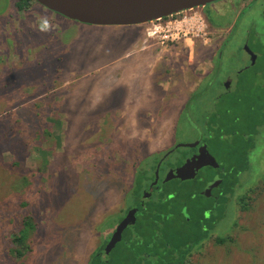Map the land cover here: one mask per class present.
I'll list each match as a JSON object with an SVG mask.
<instances>
[{"label": "rangeland", "instance_id": "374dc122", "mask_svg": "<svg viewBox=\"0 0 264 264\" xmlns=\"http://www.w3.org/2000/svg\"><path fill=\"white\" fill-rule=\"evenodd\" d=\"M259 2L224 0L185 11L161 19L164 28L150 36V23L95 27L37 2L21 10L18 0H0V264H92L97 252L110 264H138L143 248L108 256L105 237L143 202L166 158L161 169H169L176 150L171 159L167 152L200 139L225 170L224 209H213L214 181L199 176L183 184V203L150 201L140 219L147 223L129 227L123 240L141 234L145 244L155 243L148 248L154 256L164 253L158 244L167 238L174 259L188 252L182 264H264ZM184 18L188 23H179ZM44 19L48 31L40 30ZM122 71L130 81L114 89ZM228 75L231 90L223 86ZM184 217H201L197 237L184 235L183 224L193 225ZM21 232L24 239L15 241Z\"/></svg>", "mask_w": 264, "mask_h": 264}, {"label": "water", "instance_id": "95a60500", "mask_svg": "<svg viewBox=\"0 0 264 264\" xmlns=\"http://www.w3.org/2000/svg\"><path fill=\"white\" fill-rule=\"evenodd\" d=\"M47 10L56 13L69 20L95 27H133L145 25L150 22L159 21L183 13L185 11L194 10L196 8H204L219 0H34ZM245 51L252 58L254 53L248 45H245ZM226 88L229 89L230 80L226 82ZM194 148L196 144L183 145L186 148ZM208 160L205 162H197L194 157L187 160L183 166L175 170H171L165 177L163 183L171 182L175 179L189 180L194 179L197 171L203 167H220L215 158L210 155L207 146L203 147ZM196 162V164H193ZM162 163V162H161ZM161 163L157 166L155 176L157 184ZM193 164V165H192ZM196 167V168H195ZM203 178L208 179L207 173H202ZM205 192V191H204ZM203 194V193H202ZM203 195H206L203 194ZM138 209L129 211L127 216L117 226V230L106 245V254L109 255L116 246L123 240V232L128 226H134L137 222L139 213Z\"/></svg>", "mask_w": 264, "mask_h": 264}, {"label": "trees", "instance_id": "16d2710c", "mask_svg": "<svg viewBox=\"0 0 264 264\" xmlns=\"http://www.w3.org/2000/svg\"><path fill=\"white\" fill-rule=\"evenodd\" d=\"M33 2H35V1L34 0H18L17 6L19 7V9L25 10L28 7H30ZM244 141H245V139H244ZM222 177H224V176H222ZM154 179H155V174H154ZM212 179H213V181H215L214 174L213 175H210V177L208 176V180L207 181L208 182H211ZM216 179H219V177L216 176ZM187 182H193L194 183L195 181H187ZM184 183H186V182H181L180 180L177 182L175 180V182L171 181V182H168V183H161V184H159V186L161 187L160 189H158V188L153 189V191H154L155 194H153L151 198L146 197L148 199V201L147 202L144 201L143 202L144 203L143 207H140V213H139L137 222H136L135 226H133V228L134 229H137L138 226L145 225L147 223V220H145V218L142 219V220H140V219H141V216L143 215V210L146 208V206L148 205V203L150 201L158 202L157 206H160L161 203H163V202L172 205V204L175 203L176 200H179L181 203H183V201L185 200V198L184 197H181V195L185 191L181 193V189H182ZM196 183H197V181H196ZM205 183H206V181H205ZM136 184L137 183H135V185L133 187V190L135 189ZM171 185H172V187H171ZM221 190L222 191L226 190V187L225 188H222ZM213 201H214L213 209H216V210L218 208L224 209L225 205H224L223 202L218 203L219 201L216 200L215 198H213ZM185 202H187V199H186ZM137 205H138V203H136L132 207L137 206ZM187 205H189V204H187ZM157 206H155V207H157ZM162 207H166V206L165 205H162ZM183 208H185L184 205H183ZM201 208H202V205L199 204V203H197L196 206H195L194 211L197 214H199V210ZM141 209H142V211H141ZM205 209L208 210V207H204L203 208L204 211H206ZM225 214H226V210H225ZM170 216H172V215H170ZM166 219L167 218H164V220H166ZM200 219H201V217L198 218L196 221H194V223H192L191 221H189L187 219V217H184L183 220H184L185 223L193 224L191 228H189L188 226H186L185 224H183V229L182 228H180V229H182L184 231V235H186L188 238H193L194 236L197 237V235H196L197 234V230L200 228V224H201L200 223ZM112 220H114V217L113 218L110 217L108 222L111 223ZM220 221H219V223H220ZM202 229H206V228H202ZM214 229L216 230L217 228H214ZM205 231H209L210 232L211 231L210 227H208V229H206ZM21 234H22L21 237H19L17 239H14V240L17 241V242L22 241L24 239V233L21 232ZM140 235L141 234H138V235H136L134 237V239L137 240V241L135 240L136 242L133 241L132 239H131L132 241L131 240H123L121 243H119L117 245L116 249L113 250V252H117V253H119L122 256H126L127 254H129L131 252L138 253V251H139L138 248H143V250L139 254V256L136 257V259L138 260L137 261L138 264H166L168 261H171L172 263H177V264H179V263L182 264L183 262L186 263V259H187V256H188V252H184L181 255L180 259H178V260H176V259L173 258L174 254L172 253V251L170 253H167L169 249H172V245L167 240V238L164 241H162V242H160L158 244V247L160 245L161 246V249L164 250V253H162V255H156L155 254L154 256H152L151 253L149 252V249L148 248L154 247V244L155 243L148 244V245L145 244L142 240H140V238H141ZM194 242H196V240H194ZM121 246H125V247L119 251V248ZM182 248L185 250V248H186V242L183 243ZM166 250H167V252H166ZM102 251H103V249L100 250V252H102ZM98 253L99 252L93 254V256H92V264L96 260H98V259H101V260L104 261V259H102L101 255H98ZM108 262H106V263L104 262V264H107ZM108 264H110V262Z\"/></svg>", "mask_w": 264, "mask_h": 264}, {"label": "flooded vegetation", "instance_id": "af4514ba", "mask_svg": "<svg viewBox=\"0 0 264 264\" xmlns=\"http://www.w3.org/2000/svg\"><path fill=\"white\" fill-rule=\"evenodd\" d=\"M221 1H224V0H219V1L215 2V3H213V4H210L211 7H209V8L214 7L217 3L221 2ZM260 3H264V0H261V2H259L257 5H260ZM257 5H256V6H257ZM256 6L254 5V9H255ZM207 20H208V22H209V16H208ZM249 40H250V39H248L247 42H246V45H248V46H249V44H248ZM215 63H216V62H215ZM215 63H214V66H213V71L210 72L208 76H210L211 74H213L214 71L216 70V68H215ZM227 80H230V84H229V89H226V90H231L232 85H233V80H232V77H231V76L228 75L226 79L223 78V86H224V88L226 87V85H227V84H226ZM220 82H221V81H220ZM206 83H207V82H206ZM199 86H200V85H199ZM197 91H198V89L196 90V92H194V95L197 93ZM194 141H197V142L194 143ZM194 141L191 142V143L182 144V145H180V147L175 145L176 148H175V146H174L172 150H169V152H167V154L165 155V157H166L168 154H170L169 159H171V158H172V156H171L172 152L176 150V152L173 153V155H175V160H173V161H172V160L169 161V164H168V165H170V167H169V169H168L167 171L161 169V167H160V172H159V176H158L159 179L157 180V184H154L155 181H156V176H155L154 181L151 183V189H150L148 192H144V195H143L144 198H142L143 202L146 201V199H147L146 197L151 198L152 195L155 194L154 191H153V189H155V188L160 189V188H161V187L159 186V184L163 183L165 177L169 174V172H171V170H175V169H177L178 167L183 166L187 160H191V159H193L194 157H197V158L200 157V159H198V160L196 159V161L199 162V163H200V162H205V161H207V160L209 159L208 156H207V154H206V152H205V150H204V148H203L204 146H207V149H208V145H207V144H203L202 141H201V139L199 140V141H201V144L199 143L198 140H194ZM188 144H189V145L196 144L197 146H195L194 148H192V146H191V148L183 147V145H188ZM174 148H175V149H174ZM179 148H181L184 152H185L186 150H188V149H191V153H190V154H187V155H185L184 153L182 154V153L180 152V149H179ZM208 150H209V149H208ZM209 153H210V151H209ZM210 155H212V154L210 153ZM165 157H164V158H165ZM164 158H163V159H164ZM165 160H167V158L164 159V161H165ZM164 161H163V162H164ZM163 162H162V163H163ZM193 164H196V165H197L196 162H193ZM193 164H192V165H193ZM161 165H162V164H161ZM195 168H196V167H195ZM214 170H216V171H214ZM204 171H208V173H207V175H205V177H207V176L210 177V175H213V174H214L215 181L211 183V184H214V187L211 189V193H212V195H213V198H215L216 200L219 201L218 203H221V202L224 203V199H226V197L224 196V194H226V193H225V190L222 191L221 189H222V187H223L222 185L224 184V182H223L224 179H223V177H222V173H224L225 170L222 168L221 165H220V167L217 168V169H215V168H213V167H203L202 169H200L199 171H197V173H196L197 175L195 176L194 179L180 180V181H181V182L195 181V183H196V181H197V179H198L199 176H200V178L204 177V175L202 174ZM216 176H218L219 179H216ZM224 176H225V175H224ZM175 180H176L177 182L179 181V179H175ZM175 180H173V182H175ZM202 180H203V181H207L208 179L203 178ZM212 180H213V179H212ZM202 190H203V192L206 191V190H209V187H208V188L203 187ZM152 191H153V192H152ZM143 202L138 201V202H137L138 205L133 207L134 209H138V211H139L138 213H140V207H143V205H144ZM224 205H225V204H224ZM128 213H129V211L126 213V216H127ZM126 216H125V217H126ZM125 217H124V218H125ZM124 218H122L119 222H117V224L112 228V232L107 233V237H105V238H106V241H105L106 245L108 244L109 240L111 239V237L113 236V234H114L115 231L117 230V226L122 222V220H124ZM134 226H135V225H134ZM129 227H132V226L130 225V226H128V227L124 230V232H123V237H124V234L126 233V231L128 230ZM129 235H130V233L127 234V239H126V240H129V239H128ZM130 239H132V237H131ZM122 241H123V240H122ZM120 243H121V242H120ZM105 247H106V246H105ZM116 247H117V246H116ZM115 249H116V248H115ZM115 249H114V250H115ZM112 252H113V251H112ZM112 252H111V253H112ZM111 253H110V254H111ZM110 254H109V255H110ZM109 255H108V256H109ZM101 257L104 258V262H105V263L108 262V261L105 260V259H106L105 256H101ZM108 263H109V262H108ZM108 263H107V264H108Z\"/></svg>", "mask_w": 264, "mask_h": 264}, {"label": "crops", "instance_id": "0c3cea01", "mask_svg": "<svg viewBox=\"0 0 264 264\" xmlns=\"http://www.w3.org/2000/svg\"><path fill=\"white\" fill-rule=\"evenodd\" d=\"M135 27V26H134ZM112 28H125V27H112ZM136 45H138L139 44V40H137L136 41V43H135ZM221 50V49H220ZM187 61H188V63L190 64V63H192L191 61V59H187ZM129 63L131 64V62H130V60H129ZM217 66H218V64L215 66V68H217ZM199 67L200 66H197V70H199ZM120 69V66L119 67H116L115 68V72H117V71H120L119 70ZM129 73L131 74V70L129 71ZM107 74H112V73H107ZM113 74H115V73H113ZM113 74L111 75V76H109V77H114L113 76ZM123 71L121 72V73H118V77H117V79L114 81V83H113V87H114V89L117 87V86H119V85H121L122 83H121V81L122 80H127V81H130V79H127V78H125V77H128V76H125V75H123ZM120 76H122L121 78H120ZM131 76V75H130ZM108 77V78H109ZM134 77H137V75H132V78H134ZM136 82H137V79L136 78H134V80L132 81V86H133V88H134V90L136 89ZM194 84V83H193ZM117 89V88H116ZM194 93V92H193ZM190 95H192V94H190ZM133 101H134V99H133ZM133 106H135V104H132ZM135 112H137L136 110H135Z\"/></svg>", "mask_w": 264, "mask_h": 264}, {"label": "built area", "instance_id": "2783aa9c", "mask_svg": "<svg viewBox=\"0 0 264 264\" xmlns=\"http://www.w3.org/2000/svg\"><path fill=\"white\" fill-rule=\"evenodd\" d=\"M171 17H173V16H171ZM158 22H160V20L159 21L150 22L151 26L148 28V30H149L148 31V35L151 36L152 32L157 31L158 29H163L164 28L163 25L161 23H158ZM179 23L187 24L188 20L186 18H184Z\"/></svg>", "mask_w": 264, "mask_h": 264}, {"label": "clouds", "instance_id": "9594fccd", "mask_svg": "<svg viewBox=\"0 0 264 264\" xmlns=\"http://www.w3.org/2000/svg\"><path fill=\"white\" fill-rule=\"evenodd\" d=\"M50 27L49 21L47 19L43 20V23L40 25L41 31H48Z\"/></svg>", "mask_w": 264, "mask_h": 264}]
</instances>
